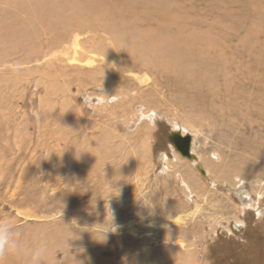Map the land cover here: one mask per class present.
<instances>
[{
  "label": "rangeland",
  "instance_id": "obj_1",
  "mask_svg": "<svg viewBox=\"0 0 264 264\" xmlns=\"http://www.w3.org/2000/svg\"><path fill=\"white\" fill-rule=\"evenodd\" d=\"M46 1L0 0V220L47 264H264V2L125 0V46L108 0Z\"/></svg>",
  "mask_w": 264,
  "mask_h": 264
},
{
  "label": "bare ground",
  "instance_id": "obj_2",
  "mask_svg": "<svg viewBox=\"0 0 264 264\" xmlns=\"http://www.w3.org/2000/svg\"><path fill=\"white\" fill-rule=\"evenodd\" d=\"M4 1H7V0H4ZM57 1H61V2H63L62 0H57ZM78 1V0H77ZM82 1V0H81ZM90 1V0H89ZM97 1H99V0H97ZM122 1V2H121ZM125 0H108V1H105V2H103V4H101V6L99 7V8H103L104 10H101V12H103L104 11V13H102L103 15V18L106 20H103V19H98V20H100V21H105V22H107V24H106V26L107 27H109V28H111V30H113L116 34H119V36L117 37V42H119L120 44L121 43H126V45L125 46H129V42H134L133 40V37H134V35H136V33H132L131 32V29L133 28V26L136 28V24H137V22H138V16L141 18V15H142V17L143 18H145L144 17V15L146 14L145 13V10H144V12H142V11H138L137 12V5L139 4H143V3H149V4H151L149 1H151V0H126V1H128L129 3H128V5H126V6H129V4L130 3H132L134 6H135V8L137 9V10H135V8H134V14H135V16H136V19L135 18H133V19H135V21H134V24H128V23H130V22H127V18H126V15H124V13L125 12H123L124 10L127 12V9H124V10H122V12H119L118 10H120V9H118V7H117V5H119V6H122V4L123 5H125V2H124ZM144 1V2H143ZM154 1H156V2H158L157 0H154ZM174 1V0H173ZM258 2H264V0H257ZM24 2V1H23ZM39 2V1H38ZM55 1L54 0H47L46 1V3H54ZM91 2V1H90ZM100 2V1H99ZM121 2V3H120ZM156 2H154V3H156ZM172 2V1H171ZM178 2H180V1H178ZM4 3V2H3ZM6 3V2H5ZM78 3L79 4H77V5H74V6H79L80 5V3H82V2H80V0L78 1ZM84 3V2H83ZM91 3H93V2H91ZM177 3V2H176ZM2 4V3H1ZM14 4V3H13ZM7 5V4H6ZM93 5V4H92ZM91 5V6H92ZM98 6H99V4H97ZM160 5V4H159ZM167 5V4H166ZM169 5H171V3L169 4ZM177 5H178V3H177ZM85 6H87V5H85ZM94 6V5H93ZM92 6V7H93ZM126 6H124V8L126 7ZM134 6H130V8H132V7H134ZM143 6H146V4L145 5H143ZM139 7V6H138ZM147 7V6H146ZM149 7V6H148ZM162 7V6H161ZM4 8V7H3ZM116 8L118 9V10H116ZM130 8H128V9H130ZM145 8V7H144ZM150 8V7H149ZM160 8V7H159ZM163 8V7H162ZM164 8H165V6H164ZM164 8H163V12H166V11H164ZM166 8H168V7H166ZM77 9V8H76ZM98 9V8H97ZM97 9H96V12H98L97 11ZM121 9H123V8H121ZM143 9V8H142ZM158 9V8H157ZM157 9L155 8L154 10L156 11V13H158V11H157ZM172 9V8H171ZM99 10V9H98ZM147 10H150V9H147ZM152 10V9H151ZM161 10V9H160ZM2 11V10H1ZM129 11V10H128ZM101 12H100V14H101ZM148 12V11H147ZM90 13V12H89ZM128 13V12H127ZM149 13V12H148ZM97 15H98V13H96ZM163 14V13H162ZM164 14H166L167 15V13H164ZM164 14L162 15L163 17H164ZM169 15V14H168ZM167 15V16H168ZM32 16V15H31ZM73 16V15H72ZM94 16H96V15H94ZM99 16V15H98ZM149 16H150V14H149ZM128 17V16H127ZM131 17V16H130ZM129 17V18H130ZM166 17V16H165ZM59 18V17H58ZM84 18V17H83ZM83 18H81V19H83ZM88 18V17H87ZM95 18H98V17H95ZM128 18V19H129ZM131 18V19H132ZM37 19V18H36ZM75 19V18H74ZM73 19V20H74ZM89 19V18H88ZM87 19V20H88ZM131 19H129V20H131ZM132 19V20H133ZM61 20V19H60ZM64 20V19H63ZM75 20H77V19H75ZM96 21H97V19H95ZM143 20V19H142ZM62 21V20H61ZM70 21H71V19H70ZM85 21V20H84ZM140 21V20H139ZM2 22V21H1ZM0 22V23H1ZM34 22V21H33ZM45 22H47V21H45ZM76 22V21H75ZM80 22V21H79ZM7 23V22H6ZM42 23V22H41ZM77 23V22H76ZM89 23V22H88ZM91 23V22H90ZM101 23H103L104 24V22H101ZM8 24V23H7ZM79 24V23H78ZM80 24H81V22H80ZM42 25V24H41ZM50 25V24H49ZM71 25H72V23H71ZM83 25V24H82ZM88 25V24H87ZM92 25V24H91ZM138 25V24H137ZM140 25V24H139ZM18 26V25H17ZM23 26V25H22ZM66 26V25H65ZM74 26V25H73ZM93 26H95V25H93ZM97 26V25H96ZM101 26L103 27L104 25H102L101 24ZM101 26H98V28H96V29H99V27H101ZM140 26H142V25H140ZM47 27V26H46ZM81 27V26H80ZM86 27V26H85ZM85 27H81V28H85ZM101 27V28H102ZM31 28V27H30ZM44 28V27H43ZM67 28H68V26H67ZM66 28V29H67ZM70 28H71V26H70ZM75 28H76V26H75ZM100 28V29H101ZM71 29H74V28H71ZM38 30V29H37ZM45 30V29H44ZM47 30V29H46ZM63 30V29H62ZM75 30V29H74ZM103 30H105L106 31V29L104 28ZM60 31V30H59ZM58 31V32H59ZM66 31H68V30H66ZM72 31V30H71ZM102 31V30H101ZM110 31V30H109ZM53 31H51V33H52ZM56 32V31H55ZM62 32V31H61ZM60 32V33H61ZM182 32V31H181ZM180 32V33H181ZM41 33V32H40ZM45 33H46V31H45ZM57 33V32H56ZM64 32H62L61 34H63ZM69 33V32H68ZM68 33H65V34H68ZM154 33H156V32H154ZM157 33H159L158 31H157ZM173 33V32H172ZM176 33V32H175ZM175 33H173V34H175ZM48 34L49 33H47L46 35L48 36ZM58 34V33H57ZM169 34V33H168ZM167 34V36L169 37V35ZM35 35V34H34ZM37 35V34H36ZM54 35H56V34H54ZM111 35V34H110ZM176 35V34H175ZM181 35V34H180ZM193 35H195V34H193ZM253 35H254V33L252 32L251 33V38L253 37ZM31 36V35H30ZM58 36H59V34H58ZM61 36V35H60ZM60 36L59 37H57V38H60ZM113 36V35H112ZM115 36V35H114ZM161 36V35H160ZM4 37H6V38H4V39H7V36H4ZM51 37V36H50ZM66 37V36H65ZM135 37H137V36H135ZM139 37V36H138ZM137 37V39H142L141 37H139L138 38ZM177 37H179L180 38V36H177ZM56 38V37H55ZM56 38V39H57ZM133 40H132V39ZM154 38V37H153ZM158 38H160V37H158ZM51 39V38H50ZM53 39V41H55V43L56 42H58V41H56V40H54V37L52 38ZM51 39V40H52ZM116 39V38H115ZM130 39L132 40V41H130ZM144 39V38H143ZM142 39V40H143ZM155 39V38H154ZM168 39V38H167ZM185 39V38H184ZM186 39H187V37H186ZM190 39H191V37H190ZM197 39V38H196ZM249 39V38H248ZM3 40V39H2ZM1 40V41H2ZM11 40V39H10ZM49 40V39H48ZM50 40V41H51ZM59 41H61L60 39H58ZM63 40V39H62ZM129 40V42H127ZM140 40H137L138 42L140 41ZM156 40H157V38H156ZM160 40H162V39H160ZM250 40V39H249ZM252 40V39H251ZM15 41V40H14ZM25 41V40H24ZM47 41V40H46ZM45 41V42H46ZM50 41H47V42H50ZM114 41H116V40H114ZM182 41V40H181ZM185 41V40H184ZM195 41V40H194ZM6 42H7V40H6ZM8 42H9V40H8ZM12 41H10V43H11ZM44 42V43H45ZM62 42V41H61ZM61 42H59V43H61ZM113 42V41H112ZM142 42V41H141ZM172 42V41H171ZM196 42V41H195ZM1 43V42H0ZM43 43V44H44ZM58 43V44H59ZM119 43H117L118 45H119ZM135 43H136V38H135ZM143 43V42H142ZM182 43H184L183 41H182ZM20 44V43H19ZM30 44V43H29ZM36 44V43H35ZM51 44H53V43H51ZM57 44V43H56ZM55 44V45H56ZM132 44H134V43H132ZM131 44V45H132ZM137 44V43H136ZM144 44V43H143ZM198 44V43H197ZM3 45V44H2ZM14 45V44H13ZM15 45H17V44H15ZM14 45V46H15ZM31 45H33V43L31 44ZM54 45V44H53ZM116 45V44H115ZM130 45V46H131ZM165 44H164V42H163V44L161 45V46H164ZM190 45V44H189ZM36 46V45H35ZM40 46V45H39ZM44 46H46V45H44ZM51 46V45H50ZM62 46V45H61ZM143 46V45H142ZM171 46H174V45H171ZM191 46V45H190ZM34 47V46H33ZM115 47V46H114ZM168 47H169V45H168ZM263 47H264V45H263ZM262 47V48H263ZM0 48H1V45H0ZM39 48V47H38ZM45 48V47H44ZM43 48V49H44ZM48 48H49V46H48ZM54 48V47H53ZM110 48H111V45H110ZM119 48V47H118ZM136 48V47H135ZM146 48H148V47H146ZM184 48V47H183ZM207 48V47H206ZM206 48L204 49V50H206ZM15 49H16V47H15ZM47 49V48H46ZM57 49V48H56ZM108 49V48H107ZM112 49V48H111ZM185 49L186 50H189V47L188 46H185ZM40 50V49H39ZM110 50V49H109ZM120 50V49H119ZM127 50V49H126ZM149 50V49H148ZM203 50V49H202ZM17 51V50H16ZM52 51V50H51ZM121 51H123V49L121 50ZM130 50H128V51H126V52H129ZM152 53H154V54H156V55H159V54H161V52H162V49L161 48H159V47H154V48H152ZM33 52V51H32ZM48 52H49V50H48ZM106 52H108L107 50H106ZM125 52V51H124ZM206 52V51H205ZM43 53V52H42ZM42 53H41V55H42ZM36 54V53H35ZM106 54V53H105ZM110 54H111V51H110ZM181 54H182V52H181V49H177L176 50V52H175V54L174 53H171V56L173 57V58H175V64H177L178 65V68L179 69H182V68H184V66H185V64H186V62L188 63V58H186V56L184 57V56H182V57H180L181 56ZM24 55V54H23ZM41 55H40V58H41ZM45 55V53H43V56ZM81 55H83V54H81ZM107 55H109V54H107ZM133 55V54H132ZM185 55V54H184ZM198 55V54H197ZM42 56V57H43ZM126 56V55H125ZM201 56H202V54H201ZM206 56V55H205ZM216 56H218V55H216ZM219 56H220V54H219ZM7 57V56H6ZM26 57V56H25ZM36 57V56H35ZM38 57H39V54H38ZM128 57H130V56H128ZM132 57V56H131ZM204 57V56H203ZM207 57V56H206ZM264 57V56H263ZM200 58V57H199ZM205 58V57H204ZM25 59V58H24ZM105 59V58H104ZM146 59V58H145ZM172 59V58H171ZM258 59V58H257ZM217 61V60H216ZM28 62V61H27ZM258 62V61H257ZM259 62H261V60L259 61ZM124 63V62H123ZM202 63H204V62H202ZM108 65H110L109 64V62H108ZM113 65H114V62H113ZM112 65V66H113ZM191 65V64H190ZM217 65L220 67V63H217ZM264 65V64H263ZM262 65V66H263ZM111 66V65H110ZM101 67V66H100ZM133 67V66H132ZM163 67V66H162ZM167 66H165V68H166ZM173 67V66H172ZM108 68V67H107ZM129 68H130V66H129ZM210 68H211V66H210ZM217 68V67H216ZM263 68H264V66H263ZM104 69V68H103ZM110 69V68H109ZM116 69V68H115ZM140 69H141V67H140ZM144 69V68H143ZM108 70V69H107ZM126 70V69H125ZM146 70V69H145ZM144 70V71H145ZM168 70V69H167ZM169 70H170V68H169ZM176 70V69H175ZM212 72H213V70L212 69H210ZM264 70V69H263ZM114 71V70H113ZM132 71V70H131ZM137 71V70H136ZM117 72H119V71H117ZM135 72V71H134ZM156 71H154V73H155ZM119 73H124L123 71H121V72H119ZM157 73V75L159 76L160 74H158V71L156 72ZM163 73V72H162ZM167 73V72H166ZM165 73V74H166ZM198 73H199V75L201 76L202 74V70H201V72L198 70ZM206 73V72H205ZM121 75V74H120ZM123 75V74H122ZM155 76H156V74H154ZM118 76V75H117ZM105 77V76H104ZM166 77H168L167 75H166ZM165 77V78H166ZM170 77V76H169ZM205 77L206 78H208V80H213V78H214V75L212 74V73H210V74H205ZM107 78V77H106ZM102 79V78H101ZM110 79V78H109ZM170 79V78H169ZM111 80H113V79H111ZM152 80V79H151ZM169 81V80H168ZM153 82V81H152ZM146 83V82H145ZM171 83V82H170ZM184 83V82H183ZM152 84V83H151ZM201 85V84H200ZM241 85V84H240ZM172 86V85H171ZM177 86H178V84H177ZM180 86V85H179ZM173 87V86H172ZM175 87V86H174ZM183 87V86H182ZM176 88H178V87H176ZM175 88V89H176ZM213 88V87H212ZM182 89V88H181ZM184 89V88H183ZM187 90V89H186ZM185 90V91H186ZM240 90V89H239ZM258 90V89H257ZM256 91V90H255ZM188 92V91H187ZM187 92H185V94L187 93ZM240 92H242L241 90H240ZM259 91H257L256 93H258ZM257 94H255L254 95V97L256 96ZM259 96H261V95H258L257 97L259 98ZM125 97H126V95H125ZM257 98V99H258ZM261 100H263V102H264V98L262 99V96H261V98H260V100L258 101V102H260ZM261 103H262V101H261ZM264 104V103H263ZM264 106V105H263ZM183 133V132H182ZM193 151V150H192ZM192 161H195V162H197L198 161V158H196V159H193ZM199 170L201 171V173H202V175H204V176H206V174H207V171L206 170H204L202 167H199ZM183 178V177H182ZM259 213H260V211H259ZM174 223H177L178 222V220H174L173 221ZM157 223H159L158 221H157Z\"/></svg>",
  "mask_w": 264,
  "mask_h": 264
},
{
  "label": "clouds",
  "instance_id": "obj_3",
  "mask_svg": "<svg viewBox=\"0 0 264 264\" xmlns=\"http://www.w3.org/2000/svg\"><path fill=\"white\" fill-rule=\"evenodd\" d=\"M15 256L21 264H47L45 245L26 246L22 236L5 220H0V260Z\"/></svg>",
  "mask_w": 264,
  "mask_h": 264
},
{
  "label": "water",
  "instance_id": "obj_4",
  "mask_svg": "<svg viewBox=\"0 0 264 264\" xmlns=\"http://www.w3.org/2000/svg\"><path fill=\"white\" fill-rule=\"evenodd\" d=\"M192 135L184 134L180 130H173L169 135V140L174 148L182 157L189 160L196 159V155L192 152Z\"/></svg>",
  "mask_w": 264,
  "mask_h": 264
}]
</instances>
